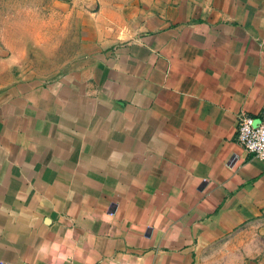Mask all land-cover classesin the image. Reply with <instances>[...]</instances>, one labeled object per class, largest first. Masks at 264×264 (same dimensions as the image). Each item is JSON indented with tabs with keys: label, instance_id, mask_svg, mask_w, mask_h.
<instances>
[{
	"label": "crops",
	"instance_id": "obj_1",
	"mask_svg": "<svg viewBox=\"0 0 264 264\" xmlns=\"http://www.w3.org/2000/svg\"><path fill=\"white\" fill-rule=\"evenodd\" d=\"M0 81V264H196L264 214V0H0Z\"/></svg>",
	"mask_w": 264,
	"mask_h": 264
},
{
	"label": "rangeland",
	"instance_id": "obj_2",
	"mask_svg": "<svg viewBox=\"0 0 264 264\" xmlns=\"http://www.w3.org/2000/svg\"><path fill=\"white\" fill-rule=\"evenodd\" d=\"M46 67L49 65H40L44 70ZM244 257L264 264V214L234 227L221 239L203 244L196 264H238Z\"/></svg>",
	"mask_w": 264,
	"mask_h": 264
},
{
	"label": "built area",
	"instance_id": "obj_3",
	"mask_svg": "<svg viewBox=\"0 0 264 264\" xmlns=\"http://www.w3.org/2000/svg\"><path fill=\"white\" fill-rule=\"evenodd\" d=\"M236 126L237 141L246 151L264 160V113L262 119L255 124L250 116L240 114Z\"/></svg>",
	"mask_w": 264,
	"mask_h": 264
}]
</instances>
